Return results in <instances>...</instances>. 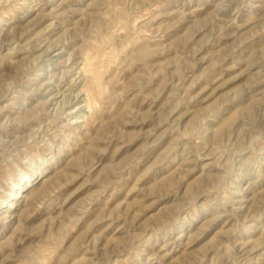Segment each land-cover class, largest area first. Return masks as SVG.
Listing matches in <instances>:
<instances>
[{
	"label": "rangeland",
	"instance_id": "374dc122",
	"mask_svg": "<svg viewBox=\"0 0 264 264\" xmlns=\"http://www.w3.org/2000/svg\"><path fill=\"white\" fill-rule=\"evenodd\" d=\"M0 264H264V0H0Z\"/></svg>",
	"mask_w": 264,
	"mask_h": 264
}]
</instances>
